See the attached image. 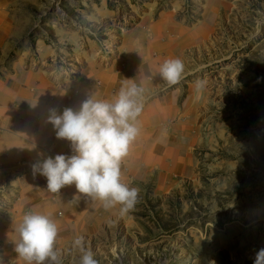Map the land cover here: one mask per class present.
<instances>
[{
	"label": "rangeland",
	"instance_id": "1",
	"mask_svg": "<svg viewBox=\"0 0 264 264\" xmlns=\"http://www.w3.org/2000/svg\"><path fill=\"white\" fill-rule=\"evenodd\" d=\"M13 25L3 61L24 57L73 74L96 49L111 51L123 35L182 24L196 44L186 52L184 96L197 130L195 171L157 186L135 183L139 203L116 206L90 231L74 234L54 220L61 264H79L83 236L98 264H253L264 247V0H0ZM98 51V50H97ZM197 80L205 81L199 92ZM259 81V82H258ZM192 87L190 88V86ZM10 180V179H9ZM0 181V264L18 258L16 194ZM8 194V195H7ZM11 195V196H10Z\"/></svg>",
	"mask_w": 264,
	"mask_h": 264
},
{
	"label": "crops",
	"instance_id": "2",
	"mask_svg": "<svg viewBox=\"0 0 264 264\" xmlns=\"http://www.w3.org/2000/svg\"><path fill=\"white\" fill-rule=\"evenodd\" d=\"M12 28L9 12L0 5V181L10 179L17 219L28 212L44 213L62 219L70 225L69 231L79 234L91 232L112 214L116 206L105 209L100 200L78 193L75 184L60 192L48 191L47 178L34 175L32 165L59 154H75L71 142L57 138L48 122L50 109L60 114L65 108L78 110L93 93L97 99L112 100L126 79L143 82L146 99L139 117L140 134L121 162L122 181L135 187L136 182L155 177L157 186L164 187L195 171L197 130L191 119L192 102L183 94L184 73L175 85L159 76L166 59L183 61L196 44L184 25L167 29L154 25L152 31L135 27L113 50L96 49L92 59L68 75L45 64L52 50L42 44L37 49L40 65H29L24 57L7 65L2 59Z\"/></svg>",
	"mask_w": 264,
	"mask_h": 264
},
{
	"label": "clouds",
	"instance_id": "3",
	"mask_svg": "<svg viewBox=\"0 0 264 264\" xmlns=\"http://www.w3.org/2000/svg\"><path fill=\"white\" fill-rule=\"evenodd\" d=\"M184 71L182 60L166 59L159 67V76L175 85ZM204 86L205 81H196L198 92ZM145 92L143 82L126 79L112 100L97 99L93 93L78 110L65 108L60 114L50 109L48 122L57 138L71 142L75 154H59L33 164V174L47 178L50 192L75 184L78 193L100 200L105 209L119 205L121 215L133 211L139 203L140 189L122 181L121 162L140 134ZM15 231L19 234L15 251L26 264H61L56 249L59 229L50 215L28 212ZM74 247L82 253L79 264H98L92 251L85 247L83 236L74 240ZM253 264H264V247L256 250Z\"/></svg>",
	"mask_w": 264,
	"mask_h": 264
}]
</instances>
